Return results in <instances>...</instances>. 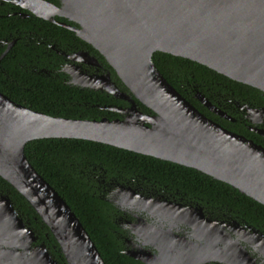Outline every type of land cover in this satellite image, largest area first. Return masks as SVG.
<instances>
[{
    "label": "water",
    "instance_id": "1",
    "mask_svg": "<svg viewBox=\"0 0 264 264\" xmlns=\"http://www.w3.org/2000/svg\"><path fill=\"white\" fill-rule=\"evenodd\" d=\"M68 27L93 45L110 72L71 70L73 82L127 99L123 113L82 118L50 115L0 91V176L34 208L58 243L66 264H106L90 234L58 191L28 160L25 145L40 138H77L109 144L206 173L264 204V147L204 115L162 74L157 51L188 58L264 92V0H14ZM97 63V62H96ZM196 97L221 113L201 92ZM138 100L154 114L144 113ZM128 188L119 200L134 204ZM139 199L145 197L137 195ZM163 204V203H162ZM0 193V264H59Z\"/></svg>",
    "mask_w": 264,
    "mask_h": 264
},
{
    "label": "flooded vegetation",
    "instance_id": "2",
    "mask_svg": "<svg viewBox=\"0 0 264 264\" xmlns=\"http://www.w3.org/2000/svg\"><path fill=\"white\" fill-rule=\"evenodd\" d=\"M53 3L58 5L59 0ZM0 18L9 20L0 21V75L5 78L2 82L6 86L0 85L2 93L29 108L42 111L15 99L6 90L25 101L31 97L32 92L35 95L36 90L42 92L43 81L48 80L51 84L65 85L76 91H99L111 96L120 102L91 105L117 114L110 118L124 116L117 110L104 109L103 106L126 108L130 105L129 100L72 81L71 70L75 67L89 75L110 72L117 86L129 93L124 84L125 89L121 86L118 76L114 77V70L92 44L78 36L74 30L58 23L64 21L79 26L76 22L57 15L55 21L45 19L14 3V0H0ZM56 26L66 28L74 35H68ZM186 83L190 88L186 89L187 96L180 93L199 111L223 127L264 147L263 91L258 88H239L238 84L222 77L206 81L204 90L195 80ZM198 91L221 113L205 106L196 97ZM67 97L72 99L73 95ZM136 103L144 113L154 114L138 100ZM93 175L98 183L96 188L99 196L109 204L107 216L120 252L138 264H264V222L253 221L243 210L212 197L192 195L185 189L153 179L147 174H136L122 182L107 171L103 174L93 172ZM221 182L241 193L230 184ZM128 188L134 194L135 202L132 205L119 201ZM0 193L7 192L0 190ZM237 193L234 195L239 196ZM137 195L145 198L139 199ZM17 212L38 236L32 246L44 243L59 264H63L61 260L64 259L58 248L56 253L52 252L46 242L39 239L38 231L22 213Z\"/></svg>",
    "mask_w": 264,
    "mask_h": 264
},
{
    "label": "trees",
    "instance_id": "3",
    "mask_svg": "<svg viewBox=\"0 0 264 264\" xmlns=\"http://www.w3.org/2000/svg\"><path fill=\"white\" fill-rule=\"evenodd\" d=\"M50 1L57 2V0ZM0 21L7 22L9 20L0 18ZM56 28L68 35H74L66 28L60 26H56ZM153 61L167 80L184 96H187L186 89L190 90L186 83L188 80L200 83L204 90L206 81L209 82L212 78L219 80L221 77L238 84L239 88L257 90L247 84L233 81L188 58L157 51L153 54ZM112 72L117 78L115 72ZM3 80L5 78L0 75V85H3ZM118 81L125 89L123 83ZM43 83L42 92L36 90V95L32 92L31 97L25 101L20 100L18 95H13L8 89L6 92L15 99L31 104L32 107L51 115L82 118L117 115L91 105V103L120 102L102 92L76 91L65 85L51 84L48 80H44ZM3 87L6 86L3 85ZM68 95H73V98H68ZM78 95L83 97L79 98ZM25 153L36 170L70 205L95 242L106 264H138V262L120 252L118 240L111 231V222L107 216L109 204L99 196V190L96 188L98 183L94 180L93 172L103 174L107 171L108 174L116 176L115 178L120 182L127 181L136 174H147L153 179H159L185 189L192 195L221 200L224 204L243 210L248 216H251L253 221L264 222V205L237 193L225 183L214 180L203 172L153 156L77 138L34 139L25 145ZM93 167L95 170H92ZM87 169L90 171L89 173H87ZM0 190L9 193L17 210L38 231L39 239L45 241L52 252L56 253L58 243L50 233L48 226L24 196L1 176ZM234 193L239 196H235ZM56 255L59 257L58 254ZM61 261L64 264V260Z\"/></svg>",
    "mask_w": 264,
    "mask_h": 264
}]
</instances>
